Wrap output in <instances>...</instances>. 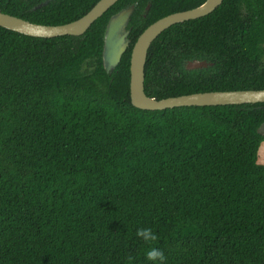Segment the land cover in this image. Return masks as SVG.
<instances>
[{
    "label": "trees",
    "instance_id": "obj_1",
    "mask_svg": "<svg viewBox=\"0 0 264 264\" xmlns=\"http://www.w3.org/2000/svg\"><path fill=\"white\" fill-rule=\"evenodd\" d=\"M99 1L0 0V12L56 26ZM206 1L119 0L78 37L0 27V264H153L151 247L165 264H264V103L131 102L139 36ZM132 4L131 44L109 74L105 30ZM193 60L212 65L187 70ZM241 90H264V0H224L148 51L150 98ZM139 228L159 239L146 244Z\"/></svg>",
    "mask_w": 264,
    "mask_h": 264
},
{
    "label": "water",
    "instance_id": "obj_2",
    "mask_svg": "<svg viewBox=\"0 0 264 264\" xmlns=\"http://www.w3.org/2000/svg\"><path fill=\"white\" fill-rule=\"evenodd\" d=\"M119 0H100L86 15L80 19L63 25H43L0 12V27L35 38L52 39L63 36H82ZM224 0H207L201 6L159 19L151 24L137 39L131 55V102L133 107L162 111L179 107H210L227 105H245L264 103V90L241 91H213L195 93L166 99L150 98L145 92V67L148 51L152 43L167 29L192 20H197L213 13L222 5ZM46 1L41 8L46 6ZM151 8L149 4L145 9L147 13ZM136 5L132 4L111 16L104 34L103 64L107 73L111 74L120 64L123 55L131 44L128 29ZM211 63L193 60L186 65L187 70L208 68ZM264 135V123L258 129Z\"/></svg>",
    "mask_w": 264,
    "mask_h": 264
},
{
    "label": "clouds",
    "instance_id": "obj_3",
    "mask_svg": "<svg viewBox=\"0 0 264 264\" xmlns=\"http://www.w3.org/2000/svg\"><path fill=\"white\" fill-rule=\"evenodd\" d=\"M136 236L144 240L146 244H150L156 242L159 237L157 234L153 232L151 228H139L136 232ZM146 259L148 261H152L153 264H165L166 257L164 255L163 250L157 247H151L146 252ZM134 257L129 255L127 257L128 264H132Z\"/></svg>",
    "mask_w": 264,
    "mask_h": 264
},
{
    "label": "rangeland",
    "instance_id": "obj_4",
    "mask_svg": "<svg viewBox=\"0 0 264 264\" xmlns=\"http://www.w3.org/2000/svg\"><path fill=\"white\" fill-rule=\"evenodd\" d=\"M259 156H260V160H259V163L260 164H264V142L260 148V151H259Z\"/></svg>",
    "mask_w": 264,
    "mask_h": 264
}]
</instances>
